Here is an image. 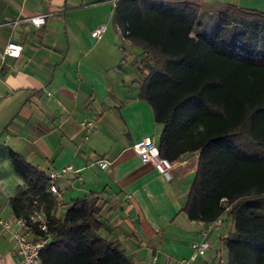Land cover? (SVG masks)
Segmentation results:
<instances>
[{
  "label": "crops",
  "instance_id": "crops-1",
  "mask_svg": "<svg viewBox=\"0 0 264 264\" xmlns=\"http://www.w3.org/2000/svg\"><path fill=\"white\" fill-rule=\"evenodd\" d=\"M202 1L264 11V0ZM115 2L0 0V215H14L10 198L25 186L11 159L15 152L45 174L71 165L55 179V215L95 194L100 235L116 241L131 264H183L204 232L210 248L192 264H226L230 216L208 229L182 209L197 152L179 156L166 180L132 147L143 136L158 142L161 124L139 95L148 71L145 52L121 34ZM42 13L45 22L35 26L29 17ZM101 23L105 29L96 37ZM204 32L215 30L194 27L185 36L193 40ZM8 41L21 44L19 56L3 53ZM84 119L93 123L84 126ZM15 248L11 233L0 229V264H19Z\"/></svg>",
  "mask_w": 264,
  "mask_h": 264
},
{
  "label": "trees",
  "instance_id": "trees-1",
  "mask_svg": "<svg viewBox=\"0 0 264 264\" xmlns=\"http://www.w3.org/2000/svg\"><path fill=\"white\" fill-rule=\"evenodd\" d=\"M113 20L145 52L139 95L161 124L160 154L174 160L197 152L182 208L187 219L211 223L225 212V263L264 264V11L220 1L116 0ZM194 27L215 32L188 39ZM10 155L25 184L10 198L14 215L40 209L47 217L39 264H131L116 241L100 235L95 194L57 216L47 174Z\"/></svg>",
  "mask_w": 264,
  "mask_h": 264
},
{
  "label": "built area",
  "instance_id": "built-area-1",
  "mask_svg": "<svg viewBox=\"0 0 264 264\" xmlns=\"http://www.w3.org/2000/svg\"><path fill=\"white\" fill-rule=\"evenodd\" d=\"M46 14H36L29 17V20L35 25L40 26L45 22ZM105 29V24H99L94 30L93 35L99 37ZM21 52V44L13 41H8L3 53L8 56L17 57ZM93 123L92 119H84L81 124L90 126ZM133 149L139 156L142 163H151L157 172L166 180L171 178V169L175 160H170L159 152L158 142L152 136H143L133 143ZM102 163V165H104ZM71 165H67L60 169L49 170L47 176L49 178L48 189L58 197L59 191L55 183V179L72 170ZM81 179V176H78ZM228 205L226 206V208ZM226 213L218 216L217 219L207 224L208 229L220 226L223 223V217ZM31 225H36L37 229L46 236H41L35 233ZM0 229L11 233L15 240V253L19 264H39V256L41 249L48 242L49 231L48 221L45 213L40 209H34L27 217L13 215L11 217H2L0 215ZM206 232L202 233V238L192 243L191 255L182 261L183 264H192L198 256L203 255L209 248L210 243L205 238ZM223 263V259L220 260Z\"/></svg>",
  "mask_w": 264,
  "mask_h": 264
},
{
  "label": "rangeland",
  "instance_id": "rangeland-1",
  "mask_svg": "<svg viewBox=\"0 0 264 264\" xmlns=\"http://www.w3.org/2000/svg\"><path fill=\"white\" fill-rule=\"evenodd\" d=\"M211 31H212V29H211Z\"/></svg>",
  "mask_w": 264,
  "mask_h": 264
}]
</instances>
